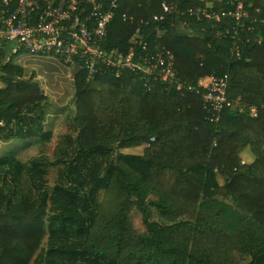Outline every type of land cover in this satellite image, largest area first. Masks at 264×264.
Instances as JSON below:
<instances>
[{
	"label": "trees",
	"instance_id": "trees-1",
	"mask_svg": "<svg viewBox=\"0 0 264 264\" xmlns=\"http://www.w3.org/2000/svg\"><path fill=\"white\" fill-rule=\"evenodd\" d=\"M164 3L172 14L163 12ZM213 10L219 20L204 17L203 11ZM114 13L105 46L133 52L135 61L136 54H146L134 44L140 34L152 61L170 47L176 78L117 76L110 69L92 76L81 62L31 55L73 69L68 95L57 106L18 65V56L27 53L15 54V64L0 60V129L11 127L0 138L20 144L14 152L51 136L49 107L55 116L72 118L66 134L71 152L57 162L52 187L45 186V169L35 166L29 169L35 189L16 199L13 188L23 165L0 157V256L27 264L47 232L46 248L33 264H264V176L239 161L242 151L264 161V91L229 76L230 65L264 67V0H118ZM140 20L148 25L137 33ZM211 75L229 76L231 104L218 123L205 118L198 93L199 80ZM222 131L234 136L219 151L215 142ZM206 132L214 134V143L204 139ZM133 138H156L155 148L179 158L118 152L119 144ZM221 154L223 175L211 163ZM222 236L239 240L233 261L220 248Z\"/></svg>",
	"mask_w": 264,
	"mask_h": 264
},
{
	"label": "built area",
	"instance_id": "built-area-1",
	"mask_svg": "<svg viewBox=\"0 0 264 264\" xmlns=\"http://www.w3.org/2000/svg\"><path fill=\"white\" fill-rule=\"evenodd\" d=\"M117 3L118 0H0V60L6 63L20 52L53 55L67 64L83 63L92 76L110 69L117 76L130 72L143 79L153 77L154 80L174 81L175 56L170 47L161 50L152 61L154 54L140 34L134 44L142 46L146 54H136L135 61L133 52L123 54L115 47L105 46ZM236 7L241 9L242 3L239 2ZM162 8L165 14L173 12L165 3ZM203 14L206 18L215 17L217 20L221 15L217 10L203 11ZM190 15L201 19L194 9H190ZM235 15L238 17L239 13ZM122 19L132 20V17L122 14ZM154 19L159 21L163 16ZM147 25V21H138L137 33ZM157 70L160 73H156ZM71 78L74 80L73 76ZM228 80V75H211L198 82V86L202 87L198 93L204 115L209 121L220 122L223 110L231 104L227 96ZM182 85L178 83V89ZM249 112L255 115L257 108L250 106Z\"/></svg>",
	"mask_w": 264,
	"mask_h": 264
},
{
	"label": "rangeland",
	"instance_id": "rangeland-1",
	"mask_svg": "<svg viewBox=\"0 0 264 264\" xmlns=\"http://www.w3.org/2000/svg\"><path fill=\"white\" fill-rule=\"evenodd\" d=\"M15 56L10 58L8 62L14 63ZM15 64V63H14ZM229 76L232 79V81L236 83H241L249 86L252 89H256L259 91H264V67L258 66V67H242L237 65H230L229 66ZM202 79H206L202 78ZM39 85L41 83L37 82ZM4 85L3 81H0V87ZM47 85L44 83L42 85V88L45 90ZM71 82L68 80L64 83V86L61 90L53 91L50 94V91H48L47 95H49L50 99L55 101V105L60 106L61 101L63 103L64 99V93L68 90H70ZM69 103H73V101H70ZM72 105V104H71ZM151 115L155 116L154 107H151ZM131 114L135 115L136 110L132 109ZM47 116L54 117L52 126H51V136L48 138H42L39 137L35 141L28 143V145L24 148H22V152H14V148L19 147L20 144L11 143L8 144L6 141H4L2 138H0V157H3L4 155H9L15 158L17 161L22 163L23 169L21 172L17 175L18 180L16 182V188L14 191H16L15 198L18 199L21 195V193H28L30 190L35 189L34 183L32 179L29 177L30 168L32 167H39L42 169H45L44 174V183L47 188L52 187L55 182H57V179L59 177L58 174V167L59 165L57 162L60 159L64 158V152H71V145L72 143L69 141V137L66 136L67 133L71 132L72 128V118L71 115L65 116V115H58L55 116V113H52L51 108H48ZM11 125V124H10ZM10 126H5L0 129V133L5 134L8 129H10ZM214 134L212 132H206L204 139L213 142ZM234 134L222 131L220 133V136L218 140L215 142V146L219 151H223L225 147L229 144V142L232 140ZM63 141L61 144H57L58 139ZM165 136H162V139H164ZM159 143V140L154 138L149 140V143L143 142V140L140 139H131L128 141H124L123 143L119 144L116 148L118 152H125V153H131L132 152H140L144 155H154L157 152H162V154L166 155L171 161H177L179 156L178 154L170 151V150H164L160 151V148H155L154 146H157ZM214 143V142H213ZM62 147H64L62 149ZM32 159H35L33 162H31ZM239 161L241 163H244L246 166H250V169H252V172L256 175L264 176V161L259 160L257 157H251L249 152L242 151L239 154ZM212 165L215 168H218V174L223 175L225 167H224V159L222 154L219 155L218 158L213 160ZM37 164V165H36ZM110 199V196L103 194L102 200L103 202H108ZM46 223H48V219H46ZM47 236L48 233L46 232L43 238V242L39 246L38 249L35 250L32 258L29 260L27 264H33V261L35 257L38 255V253L41 251V249L46 248V242H47ZM230 239L231 243L228 244V240ZM243 239L248 240L250 239L249 235H246ZM238 244L239 240H236L235 238L230 237H223L220 241V248L222 252H224L227 255V261H233V259L239 254L238 251ZM14 264V259L4 253L0 256V264Z\"/></svg>",
	"mask_w": 264,
	"mask_h": 264
},
{
	"label": "crops",
	"instance_id": "crops-1",
	"mask_svg": "<svg viewBox=\"0 0 264 264\" xmlns=\"http://www.w3.org/2000/svg\"><path fill=\"white\" fill-rule=\"evenodd\" d=\"M18 58V65L22 67L23 73L31 76L34 81L41 83V86L44 83L47 85L46 94L48 91L51 95L53 91L61 90L65 82L72 80L73 69L52 57L20 54ZM66 95H68V92Z\"/></svg>",
	"mask_w": 264,
	"mask_h": 264
}]
</instances>
